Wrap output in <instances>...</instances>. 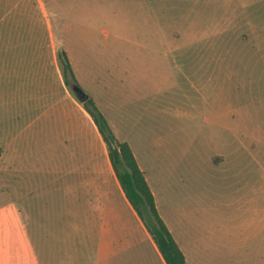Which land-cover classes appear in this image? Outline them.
Here are the masks:
<instances>
[{
	"label": "rangeland",
	"instance_id": "obj_1",
	"mask_svg": "<svg viewBox=\"0 0 264 264\" xmlns=\"http://www.w3.org/2000/svg\"><path fill=\"white\" fill-rule=\"evenodd\" d=\"M61 49L174 236L206 240L205 264H264V0H0V206L20 210L34 264L65 260L76 235L46 226V201L113 170L85 110L82 161L46 162V98L10 94L7 65Z\"/></svg>",
	"mask_w": 264,
	"mask_h": 264
},
{
	"label": "crops",
	"instance_id": "obj_2",
	"mask_svg": "<svg viewBox=\"0 0 264 264\" xmlns=\"http://www.w3.org/2000/svg\"><path fill=\"white\" fill-rule=\"evenodd\" d=\"M20 46L14 47L12 56L20 55ZM24 57L17 60L18 63L7 65V71H2V74H10L12 97L19 98L22 95L19 92H25L22 96L29 94L28 98H46V162H81L85 109L70 95L57 54L50 53L46 59L43 54L38 57L34 54L33 58L25 53ZM75 77L78 81L79 77L76 74ZM4 83L6 85L7 81ZM108 83L106 80V85ZM109 101L114 105L111 99ZM65 156L70 159L58 162ZM53 171L51 178L46 176V187L60 184L62 170ZM73 178L74 182H63L64 186L58 190L60 196H71L74 199V209L66 211L62 197L60 201H54V197L52 201H46V226H74L76 235L73 241H68L64 250L65 260L49 263L51 255L46 250L47 264H82L81 260L85 257L91 259L89 264H166L113 170L107 173L94 171L87 176L82 171L75 172ZM15 207L14 204L0 206V264H34V249L29 244L26 224L20 210ZM51 209L53 214L48 215L47 210ZM166 225L182 250L186 264H205L206 240L187 237L185 243L175 237L170 226Z\"/></svg>",
	"mask_w": 264,
	"mask_h": 264
},
{
	"label": "trees",
	"instance_id": "obj_3",
	"mask_svg": "<svg viewBox=\"0 0 264 264\" xmlns=\"http://www.w3.org/2000/svg\"><path fill=\"white\" fill-rule=\"evenodd\" d=\"M61 73L66 85L77 83L65 50L57 52ZM108 151V157L117 180L128 201L145 225L166 264H186L185 256L160 216L154 195L126 141L114 135L106 117L90 97L82 102Z\"/></svg>",
	"mask_w": 264,
	"mask_h": 264
},
{
	"label": "water",
	"instance_id": "obj_4",
	"mask_svg": "<svg viewBox=\"0 0 264 264\" xmlns=\"http://www.w3.org/2000/svg\"><path fill=\"white\" fill-rule=\"evenodd\" d=\"M72 92L80 102H85L88 99V94L77 84L73 83L70 85Z\"/></svg>",
	"mask_w": 264,
	"mask_h": 264
}]
</instances>
